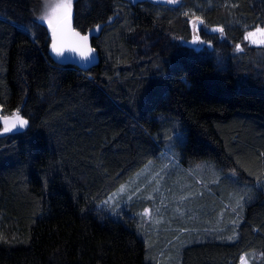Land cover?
Here are the masks:
<instances>
[{"label": "trees", "instance_id": "16d2710c", "mask_svg": "<svg viewBox=\"0 0 264 264\" xmlns=\"http://www.w3.org/2000/svg\"><path fill=\"white\" fill-rule=\"evenodd\" d=\"M42 3L0 0V109L29 120L0 136V264H155L101 205L168 144L226 177L217 215L244 200L234 232L202 226L179 264H264V48L244 39L264 0H78L74 28L101 27L86 70L52 58ZM196 17L210 47L191 43Z\"/></svg>", "mask_w": 264, "mask_h": 264}, {"label": "rangeland", "instance_id": "374dc122", "mask_svg": "<svg viewBox=\"0 0 264 264\" xmlns=\"http://www.w3.org/2000/svg\"><path fill=\"white\" fill-rule=\"evenodd\" d=\"M77 1L73 0V18ZM180 1L176 0L175 3H172L168 0L167 3L177 5ZM38 21L47 27L51 34L47 23L40 19ZM193 21L191 43L196 42L194 47L197 49L210 47L203 39V32H215L216 30L205 28L200 22L201 20L196 21L194 26ZM259 28L264 29L263 27ZM100 30L101 27H97L89 33L97 35ZM245 41L248 46L264 48V44ZM0 116H5L1 109ZM25 120L28 121L26 126L22 128L17 126L8 132L3 131V122L0 121V136L27 130L29 120ZM176 150L177 148H174L173 144H168L165 151L156 160L136 173L101 205V208L109 211L110 214H114L116 217L124 216L137 224L147 245L150 261L155 264H179L182 250L194 241H202L201 234H205L200 229L202 226L210 227H207L209 229H206V235H212L215 232L217 236L224 233L227 228H231L234 232L241 218L239 208H242L244 203V200L240 196L237 197L231 190L227 208L233 215H229L227 209L220 211L217 215L214 211L217 204L213 195L225 203L223 197L217 194L216 187L220 191L226 192L224 181L226 177L208 162L193 165L184 164ZM238 182L239 186H245L243 181L238 180ZM232 237L233 234L230 235V238ZM162 244L165 247L161 251ZM242 261L244 264H251V257L243 255L239 264H242Z\"/></svg>", "mask_w": 264, "mask_h": 264}, {"label": "snow or ice", "instance_id": "6c2138e0", "mask_svg": "<svg viewBox=\"0 0 264 264\" xmlns=\"http://www.w3.org/2000/svg\"><path fill=\"white\" fill-rule=\"evenodd\" d=\"M169 2L175 3L176 0H169ZM72 6L73 0H43V10L39 19L46 22L51 29L52 50L57 56L63 57L67 51L77 53L82 60L87 61L91 58L94 49L88 43L87 34L81 35L72 28ZM196 21H200V18L194 19V26ZM244 39L253 44H264V29L257 28L255 31L248 32ZM0 121L3 122L4 132L12 131L17 126L22 128L28 123L18 111L11 115L0 116ZM242 264H244L243 261Z\"/></svg>", "mask_w": 264, "mask_h": 264}, {"label": "water", "instance_id": "95a60500", "mask_svg": "<svg viewBox=\"0 0 264 264\" xmlns=\"http://www.w3.org/2000/svg\"><path fill=\"white\" fill-rule=\"evenodd\" d=\"M134 1L135 0H131ZM137 1V0H136ZM149 1H153V2H157V3H161V4H167L168 0H149ZM74 18L72 17V28H74ZM201 25V24H199ZM76 31L80 32L81 35H88L89 36V45L92 49H94L91 58L87 61L82 60L80 58V56L77 53H73V52H65L63 57L57 56L56 53L52 50V38H51V46H50V54L52 56V58H54V60L56 62H58L61 65H65V66H74L77 68H80L82 70H86L88 68H90L91 66L95 65L99 59V54L97 52V50L95 49V47L93 46V38H94V34L91 33H83L77 29H75ZM194 46L196 45V42L193 44Z\"/></svg>", "mask_w": 264, "mask_h": 264}, {"label": "flooded vegetation", "instance_id": "af4514ba", "mask_svg": "<svg viewBox=\"0 0 264 264\" xmlns=\"http://www.w3.org/2000/svg\"><path fill=\"white\" fill-rule=\"evenodd\" d=\"M136 1V0H135Z\"/></svg>", "mask_w": 264, "mask_h": 264}]
</instances>
